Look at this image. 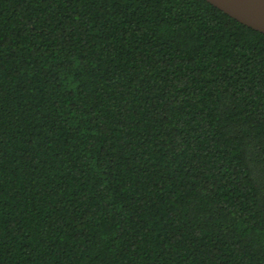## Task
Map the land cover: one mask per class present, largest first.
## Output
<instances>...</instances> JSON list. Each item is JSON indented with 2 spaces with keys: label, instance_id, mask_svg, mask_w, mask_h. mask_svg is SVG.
Returning <instances> with one entry per match:
<instances>
[{
  "label": "trees",
  "instance_id": "16d2710c",
  "mask_svg": "<svg viewBox=\"0 0 264 264\" xmlns=\"http://www.w3.org/2000/svg\"><path fill=\"white\" fill-rule=\"evenodd\" d=\"M0 264H264V33L0 0Z\"/></svg>",
  "mask_w": 264,
  "mask_h": 264
},
{
  "label": "water",
  "instance_id": "95a60500",
  "mask_svg": "<svg viewBox=\"0 0 264 264\" xmlns=\"http://www.w3.org/2000/svg\"><path fill=\"white\" fill-rule=\"evenodd\" d=\"M238 22L264 33V0H206Z\"/></svg>",
  "mask_w": 264,
  "mask_h": 264
}]
</instances>
